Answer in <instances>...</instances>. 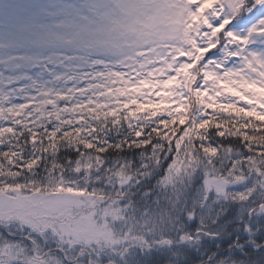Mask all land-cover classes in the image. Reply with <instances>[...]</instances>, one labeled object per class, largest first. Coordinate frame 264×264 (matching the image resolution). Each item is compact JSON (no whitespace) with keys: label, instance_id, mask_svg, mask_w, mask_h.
Returning <instances> with one entry per match:
<instances>
[{"label":"snow or ice","instance_id":"6c2138e0","mask_svg":"<svg viewBox=\"0 0 264 264\" xmlns=\"http://www.w3.org/2000/svg\"><path fill=\"white\" fill-rule=\"evenodd\" d=\"M264 264V0H0V264Z\"/></svg>","mask_w":264,"mask_h":264},{"label":"trees","instance_id":"16d2710c","mask_svg":"<svg viewBox=\"0 0 264 264\" xmlns=\"http://www.w3.org/2000/svg\"><path fill=\"white\" fill-rule=\"evenodd\" d=\"M157 264H162V262H160L159 260L157 261Z\"/></svg>","mask_w":264,"mask_h":264}]
</instances>
